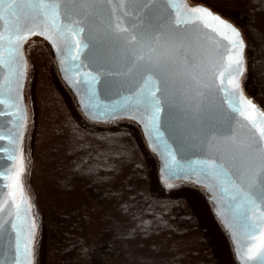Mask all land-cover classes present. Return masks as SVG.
I'll use <instances>...</instances> for the list:
<instances>
[{"label":"snow or ice","instance_id":"obj_1","mask_svg":"<svg viewBox=\"0 0 264 264\" xmlns=\"http://www.w3.org/2000/svg\"><path fill=\"white\" fill-rule=\"evenodd\" d=\"M85 0H0V116L12 117L7 135H0V140H7L12 146L8 160L13 162V168L8 173L0 172L5 193H0V233L4 232L7 215L11 220V229L15 233L16 254L11 264H33L36 222L31 216L32 205L24 190L22 175L24 171L23 150L20 138L25 126L26 114L21 103L22 88L27 78L28 61L24 55V45L33 36H41L50 42L56 52L61 55V64L67 79L73 85L83 86L87 96L84 108L94 119H107L123 112L140 122L154 141H163L161 132V114L168 108L180 103L184 92L175 91L170 60L179 52L187 69H197L204 61L217 58L214 82L217 91L224 97L227 109L230 111L234 125L246 126L252 132V140L244 145V166L237 168L234 163L217 155L202 163V173L213 181L210 189L219 187L228 198V212L238 223L246 238L243 246L239 240L237 251L243 264H264V111H261L250 100L243 96L239 77L244 71L243 52L244 40L240 32L220 16L203 6H189L186 0H159L168 10V16L156 27L153 43L148 47L150 65L144 69L140 83L136 87L135 106L129 98L125 103L114 106L99 116L95 110L101 108L98 103L97 85L100 76L92 72H81L83 66L81 57L89 59L90 63L98 61V55L92 53L91 41L84 39L85 17L74 19L67 7L69 4L83 3ZM106 4L113 16L114 29L127 37L125 43L136 41V35L128 27H121L119 15L128 16L126 10L132 8L136 12L133 17L139 21L140 13L148 9L157 0H90ZM189 26H199L211 34V44L214 51L203 49L198 38L181 37L171 39L161 35L169 29L179 30ZM133 30L136 24H132ZM223 41V51H218ZM87 53V55H86ZM143 59V58H141ZM71 73V74H70ZM192 80H197L191 75ZM205 91L196 92L188 101L192 104L198 98L206 95ZM191 95V94H189ZM174 100L176 103H174ZM239 118V119H238ZM75 135V133H74ZM236 129L228 130L226 139L235 143ZM210 145H215L214 137H209ZM107 143V141H105ZM86 156L81 157L76 170L92 174L95 170L89 166L92 160L87 155L90 146H79ZM0 152H8L0 149ZM166 170L174 169L176 165L175 152L169 147L164 155ZM203 182V181H198ZM169 187H172L169 185ZM215 199V197H214ZM220 215L223 217L224 212ZM233 229V224H228ZM0 264H6L0 259Z\"/></svg>","mask_w":264,"mask_h":264},{"label":"trees","instance_id":"obj_2","mask_svg":"<svg viewBox=\"0 0 264 264\" xmlns=\"http://www.w3.org/2000/svg\"><path fill=\"white\" fill-rule=\"evenodd\" d=\"M195 1L242 28L245 89L264 108V0ZM74 126L63 151L43 167L33 164L40 173L30 179L40 212L37 264H225L203 205L162 185L134 123L80 116ZM80 145L90 146L92 174L76 170L86 156Z\"/></svg>","mask_w":264,"mask_h":264},{"label":"water","instance_id":"obj_3","mask_svg":"<svg viewBox=\"0 0 264 264\" xmlns=\"http://www.w3.org/2000/svg\"><path fill=\"white\" fill-rule=\"evenodd\" d=\"M186 3L192 7L199 5L209 9L240 32L245 43L243 52L244 71L239 77L240 89L244 97L256 105L258 109L264 111V108L248 94L244 86V80L248 69V59L246 53L247 41L241 27L230 18L203 2L186 0ZM67 7L71 11L74 19H79L80 17L86 18L84 22L85 33L83 38L91 41L92 53L99 57L96 63H90L89 59L82 56L81 60L83 61V66L80 68L81 72H92L100 76V83L96 87L98 103L101 105V108L95 110L97 116L114 106L124 104L125 98H129L131 101L128 107H134L136 87L141 81L144 69L149 66H154L150 65L147 59L149 55L148 47L153 43L152 37L156 34L155 29L157 25L169 14L167 6L157 0V2L153 3L148 9L140 13V19L137 22L133 19V17L136 16L135 10L128 8L126 5V10L129 15L123 16L119 13L117 15H119L121 27H128L129 31L136 35V41H129L127 43H125L127 37L115 31V20L106 4L85 0L83 3L69 4ZM133 23L136 24L135 30L132 28ZM165 35L171 39H179L181 37L191 39L196 37L203 49L209 51L217 50L209 39L211 34L199 26H189L179 30L169 29L167 33L161 35V39H163ZM35 38H41V36L31 37L24 45V55L28 61V69L27 78L24 81L21 92V103L25 109L26 121L20 138V147L23 150L24 158L22 181L24 190L32 205L31 216L34 217V219L35 216L33 212L35 205L27 190L24 174L29 160L26 142L31 121V112L26 97V84L30 71V60L25 48L29 46L31 44L30 42ZM42 38L45 39L44 37ZM46 41L50 44L48 40ZM223 45L224 42L221 41L218 51H223ZM52 49L58 62L57 65L60 68V75L65 80L66 86L73 92L80 113L84 115L85 118L95 121H112L121 118H126L130 121L133 120V122L140 127L146 145L157 156V170L158 173L162 175V177L158 176L160 181L162 178L169 182L189 181L202 188L213 203L216 215L215 218L227 230L228 238L232 240L238 255L237 257L240 258V254L237 251V244L238 240L241 246H243L245 242L246 238L243 235V230L241 226L235 222L234 217L229 215L228 198L220 191L219 187L214 186L210 189L209 185L213 184V181L205 177L202 173L201 162L213 159L217 155L222 156L225 160L234 163L237 168L242 169L244 166L243 153L246 151L244 145L250 143L253 138L252 132L246 126L234 125L232 120L234 114H231L227 109L224 97L217 91L214 82L216 64L218 63L217 58L213 56L210 62L204 61L197 69H187L182 62L183 58L179 52L171 58L170 70L173 73L174 84L178 86L175 91L177 93L182 91L184 95L180 96V103L175 107L168 108L165 106V110L161 114V132L164 134L163 141H154L150 138L144 126L136 119L131 118L129 114L121 112L115 117L110 116L107 119H94L92 115L89 114V110H86L83 106L84 102L87 100L83 86L73 85L69 82L63 70L64 66L61 64V55L56 52L53 46ZM191 75H195L197 80H192L190 78ZM205 86H207L206 95L193 101L192 104H189L188 101L191 100V96L195 95L196 92L205 91ZM174 103H176L175 100ZM0 110L3 109L0 108ZM10 121H13L12 117L0 116V135H7ZM232 126H235L236 129L235 143L229 142L226 139L228 130ZM210 136L215 138V145H210ZM169 147L175 152L177 163L174 169L166 170L164 155ZM0 149L8 150V152H0V172L8 173L13 168V162L8 160V155L12 152V146L7 140H0ZM198 181L203 182L201 183ZM6 183L7 181H3L2 177H0V193H5L4 184ZM221 212L225 213L223 217L220 215ZM3 219L6 222L4 224V232L0 233V259L5 260L6 264H11V260L16 254L15 233L11 229V220L9 217L4 215ZM35 222L36 230L35 243L33 245V264H36L35 244L39 232L36 219ZM228 224H233L235 235L233 234V229L228 227ZM241 262L243 264L242 260Z\"/></svg>","mask_w":264,"mask_h":264},{"label":"rangeland","instance_id":"obj_4","mask_svg":"<svg viewBox=\"0 0 264 264\" xmlns=\"http://www.w3.org/2000/svg\"><path fill=\"white\" fill-rule=\"evenodd\" d=\"M30 43L31 44L27 46L28 49L27 47L25 48L30 60V71L26 84V97L31 112V121L26 142V147L29 152V160L24 179L27 190L34 201L35 209L33 214L39 226L37 242L35 244L37 264L40 239V212L37 208L30 179L40 173L35 171L33 164L35 162L38 167H43L44 164H47V161L52 154L56 155L57 152L59 153L60 151H63L65 146L64 142H66L65 140L69 137L76 136L77 132H75V135H72L71 133L75 128L74 124L78 126V117H85L78 110L73 92L66 86L65 80L60 75V68L57 65L58 62L52 51V46L42 37L35 38ZM85 119L90 122L102 124L120 121L134 123L133 120L130 121L126 118L112 121ZM134 125L139 129L144 141L140 127L135 123ZM116 137L118 138V135ZM144 144L155 157V161L157 162L156 154L151 151L145 141ZM157 175L162 177L161 173H158V170ZM161 183L168 190L178 188L176 196H182L183 201H185V197H190L193 199V202L199 210V205H203L204 216L202 218L205 219V223L208 227L213 230V242L218 246L217 250L219 251L220 259L225 264H242L240 258L237 257L238 255L232 240L228 238L227 230L215 218L214 206L207 193L202 188L189 181L169 182L162 178ZM169 185L172 187H169Z\"/></svg>","mask_w":264,"mask_h":264}]
</instances>
